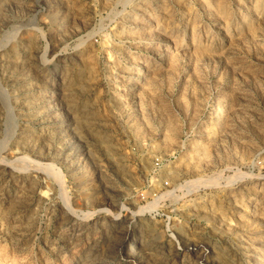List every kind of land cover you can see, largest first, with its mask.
<instances>
[{"label": "rangeland", "instance_id": "374dc122", "mask_svg": "<svg viewBox=\"0 0 264 264\" xmlns=\"http://www.w3.org/2000/svg\"><path fill=\"white\" fill-rule=\"evenodd\" d=\"M264 0H0V264H264Z\"/></svg>", "mask_w": 264, "mask_h": 264}, {"label": "bare ground", "instance_id": "6f19581e", "mask_svg": "<svg viewBox=\"0 0 264 264\" xmlns=\"http://www.w3.org/2000/svg\"><path fill=\"white\" fill-rule=\"evenodd\" d=\"M263 257H264V255H263Z\"/></svg>", "mask_w": 264, "mask_h": 264}]
</instances>
